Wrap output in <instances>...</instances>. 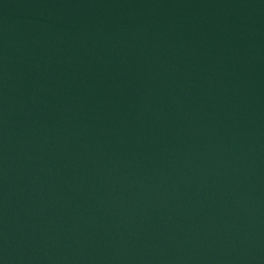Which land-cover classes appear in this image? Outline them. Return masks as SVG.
<instances>
[{"label": "water", "instance_id": "water-1", "mask_svg": "<svg viewBox=\"0 0 264 264\" xmlns=\"http://www.w3.org/2000/svg\"><path fill=\"white\" fill-rule=\"evenodd\" d=\"M0 264H264V0H0Z\"/></svg>", "mask_w": 264, "mask_h": 264}]
</instances>
